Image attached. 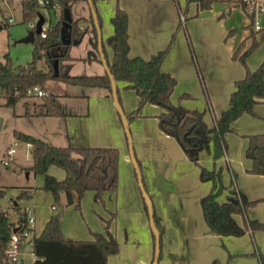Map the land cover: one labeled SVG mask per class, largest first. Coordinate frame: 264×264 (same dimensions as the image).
<instances>
[{
    "label": "crops",
    "instance_id": "crops-1",
    "mask_svg": "<svg viewBox=\"0 0 264 264\" xmlns=\"http://www.w3.org/2000/svg\"><path fill=\"white\" fill-rule=\"evenodd\" d=\"M70 4L71 16L82 37L70 47L69 72L102 74L106 70L99 49L100 59H83L93 39L87 1L71 0ZM117 5L128 17L129 55L148 58L165 48L173 36L161 63V69L176 78L170 99L174 104L196 110L211 127L214 117L228 106L234 81L245 74L244 66L231 57L241 40L245 41L244 48L250 43L243 28L247 17L241 8L230 6L226 1H216L209 9L197 11L194 0H96L101 43L108 61H111L112 49L106 38L113 33L110 18ZM230 29H234V33L227 36ZM263 58L264 40L247 56L246 62L254 69ZM52 81L59 80L45 81L44 90L55 95L62 114L44 115V108L26 111L40 123V130L31 135L60 146H113L119 152L114 191L103 190L101 199L96 200L92 182L81 196L79 209L73 203L64 205L65 194H60L63 212L59 224L65 238L93 239L92 231L105 234L108 221V230L116 238L118 249L107 256V264H153L155 237L148 209H145V191L159 228L157 264H261L264 228H248L240 235H220L209 228L200 200L217 187L218 180H202L199 165L186 155L175 137L159 128L161 107L145 103L128 122L142 189L120 114L108 90ZM115 83L123 112L128 115L137 107L139 97L133 89L124 87L123 81ZM253 109L255 114L244 112L231 123V131L224 135L226 145L220 157L213 158L212 142L207 143L198 156L201 166L219 169L223 185L217 196L219 202L226 201L232 189L248 200H255L244 215H234L240 225L243 219L264 222V174L248 172L251 161L245 156L247 136L264 132V97ZM26 145L30 150L29 143ZM7 146L0 149V154ZM54 166L49 165L47 172L63 178L64 170L62 173ZM31 171L26 172L27 176ZM41 184L0 182L6 191L0 205L15 227L20 214L14 208L18 215L11 219L8 205L18 203L21 210L27 214L30 210L34 215L30 233L19 242L15 264H33L32 238L41 232L53 212L52 194L39 188ZM22 189L28 190L29 197L16 200Z\"/></svg>",
    "mask_w": 264,
    "mask_h": 264
},
{
    "label": "trees",
    "instance_id": "trees-1",
    "mask_svg": "<svg viewBox=\"0 0 264 264\" xmlns=\"http://www.w3.org/2000/svg\"><path fill=\"white\" fill-rule=\"evenodd\" d=\"M19 1L22 21L35 22L38 14H43L42 7L53 8L58 19L53 25L44 26L43 23L42 31L45 32V36L40 33L34 34L32 58L28 62L14 63L7 53L2 56L0 54V95L5 99L4 104L13 106L19 98L33 96L27 94V89L33 85L44 89L45 81L50 79L67 84L104 87L112 96L111 82L106 71L102 74H71L69 72L70 47L78 43L82 37V32L79 31L76 21L71 16V0H42V3H39L38 0ZM86 1L89 7L93 39H91V49L83 59L91 61L100 59L97 39L100 18L95 8L96 0ZM194 1L197 4V11L209 9L216 1H233L234 5L241 8L247 17L243 28L247 31L246 38H250V43L246 48H244L245 41L243 39L231 55L233 59H237L244 66L245 74L234 81V89L229 95L228 106L214 117L211 127L206 125L196 110L174 104L170 99L176 78L169 72L163 71L161 63L172 44L173 36L165 48L151 54L148 58L129 55L128 17L126 11L117 5L110 18L113 33L106 38V43L112 49L111 61L107 60L102 43L101 48L113 79L123 81L124 87L133 89L139 97L137 107L125 115L127 121L129 122L133 116L137 115L145 103L156 104L162 108L158 115L159 128L175 137L186 155L199 165V175L202 180H218L217 187L200 200L209 228L220 235H240L248 228H264V222L243 219V224L240 225L234 218L235 214L244 215L247 207L255 200H248L243 194L232 189L227 200L219 202L217 196L223 189L219 169H208L201 166L198 156L199 151L207 143L212 142L213 158L220 157L226 145L224 135L231 131V123L244 112L255 114L254 104L264 97V58L254 69L249 68L246 62L247 56L264 40V27L259 30L254 29L255 10L244 0ZM66 9L70 15L69 36L67 41H63L60 31L64 26ZM180 24L182 25V23ZM233 33L234 29H230L227 31V36ZM258 34L260 35L258 36ZM187 40L192 47L188 37ZM43 57L46 69L37 66V61ZM117 96L120 103L118 89ZM183 96H188V94H183ZM39 97L44 108L42 114H62L53 93L45 91V94ZM13 135L17 139L29 143L32 171L35 174L43 175L39 188L50 191L53 198V212L41 232L32 238V252L35 257L33 264H107V256L117 252L118 249L116 238L108 230V221L105 225V234L92 231L93 239L65 238L59 224L63 212L60 194L62 192L65 194L64 205L73 203L75 208L79 209L81 196L87 188L91 187L92 182L96 200L101 199L103 190L114 191L118 180V149L113 146H74L72 144L60 146L16 129L13 130ZM247 137L245 156L251 161L248 172L264 174V132L249 134ZM49 165L62 168L65 173L64 177L58 179L49 174L47 172ZM5 194V187L0 185V198ZM28 197V190L22 189L15 199ZM11 205L20 214L18 226H24L27 221V213L21 210L18 203ZM145 209H148L146 203ZM153 221L159 234L158 223L154 215ZM17 227L0 205V264H15L7 259L5 247L10 233L21 229V227L20 229ZM259 259L261 264H264V258L261 255Z\"/></svg>",
    "mask_w": 264,
    "mask_h": 264
},
{
    "label": "rangeland",
    "instance_id": "rangeland-1",
    "mask_svg": "<svg viewBox=\"0 0 264 264\" xmlns=\"http://www.w3.org/2000/svg\"><path fill=\"white\" fill-rule=\"evenodd\" d=\"M230 6H235L233 1H226ZM264 6V0L262 1ZM44 15V26L53 25L57 20V13L53 8H41ZM10 18H12L10 20ZM0 54L7 53L14 63H26L32 58L34 48L33 42L19 41L31 29L29 23L22 21L21 6L19 0H0ZM37 66L46 69L44 57L37 61ZM58 83L59 81H52ZM59 84V83H58ZM47 86V82L46 85ZM5 99L0 95V149L4 145H12L15 148L14 158L8 166L0 164V182L14 185L18 183H29L36 186L42 183L43 175L35 174L31 171L27 176L26 172L32 169V160L30 150L26 142L17 139L13 135V130H21L32 134L40 130V123L36 117L26 114V111L32 112L43 108L40 97L26 96L19 98L13 106L4 104ZM26 102V103H25ZM63 173V169L57 166ZM7 211L10 218L17 216V212L11 205H8Z\"/></svg>",
    "mask_w": 264,
    "mask_h": 264
},
{
    "label": "water",
    "instance_id": "water-1",
    "mask_svg": "<svg viewBox=\"0 0 264 264\" xmlns=\"http://www.w3.org/2000/svg\"><path fill=\"white\" fill-rule=\"evenodd\" d=\"M64 16H65V21H64V26H63V28L60 31V37H61V39L63 41H67V38L69 36V31H68L69 22L68 21L70 20V15H69V12H68L67 9L65 10V15ZM44 20H45V18L43 16V14L39 13L38 17L36 19V22H35V27L33 29L28 30V32L25 34V36L20 38L19 41L33 42L34 34H39L42 31V25L44 23ZM260 22H261V24L264 27V14L261 15ZM0 28H1V26H0ZM97 33H98L97 34V39H98V49H99V52H100V57H101V59L103 61L105 70H106V72H107V74L109 75V78H110L111 89H112V97H113L115 106H116V108H117V110H118V112L120 114V117H121L122 125H123L124 131H125V134H126V137H127V141H128L130 157H131V160H132L133 165L135 167V170H136V173H137V176H138V179H139V184H140L141 188L143 189V185H142V182H141V179H140L139 166L137 164V161H136V158H135L134 152H133L132 139H131V133H130L129 126H128V121H127V118L125 116V113L123 112L121 104L119 103V100H118L117 86H116L115 80L113 79V77H112V75H111V73H110V71H109V69H108V67L106 65L105 59H104L103 55L101 54L100 29H97ZM1 120H2V118L0 117V125H1ZM143 193H144L145 202H146V205H147V208H148L150 226H151L152 232H153L154 237H155V245H154L155 258L153 260V264H157V255L159 253V234H158V230H157V228H156V226L154 224V221H153V211H152L151 203H150V201L148 199V196L146 195L145 191Z\"/></svg>",
    "mask_w": 264,
    "mask_h": 264
},
{
    "label": "built area",
    "instance_id": "built-area-1",
    "mask_svg": "<svg viewBox=\"0 0 264 264\" xmlns=\"http://www.w3.org/2000/svg\"><path fill=\"white\" fill-rule=\"evenodd\" d=\"M246 3L249 4L251 8H254L255 10V18H254V29L259 30L263 27V25L260 22L261 15L264 14V6L262 5L263 0H244ZM39 3H42V0H38ZM181 20H183V16L181 14ZM12 18H10L11 20ZM36 22V21H35ZM35 22H29V26L31 28L35 27ZM44 26L42 25V29ZM40 34L42 36H45V32L41 31ZM27 94L33 95V96H41L45 94V90L40 88L38 85H33L32 87L27 89ZM14 152L15 148L11 144L8 145L3 152L0 154V164L5 166H8L10 161L14 158ZM27 221L24 226L21 227L18 226V230H14L10 233L9 238L6 242V247H5V254L9 262L11 263H16L18 256H17V249L18 245L21 239L25 238L28 236V234L31 231V228L33 227V222H34V215L33 212L29 210L27 214Z\"/></svg>",
    "mask_w": 264,
    "mask_h": 264
}]
</instances>
